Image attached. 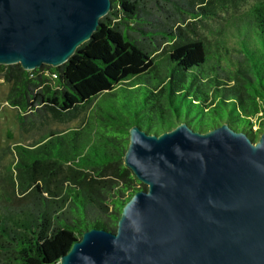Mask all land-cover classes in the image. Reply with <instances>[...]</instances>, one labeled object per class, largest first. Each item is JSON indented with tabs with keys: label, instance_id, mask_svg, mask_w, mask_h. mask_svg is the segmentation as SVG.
<instances>
[{
	"label": "trees",
	"instance_id": "trees-1",
	"mask_svg": "<svg viewBox=\"0 0 264 264\" xmlns=\"http://www.w3.org/2000/svg\"><path fill=\"white\" fill-rule=\"evenodd\" d=\"M110 1L91 41L59 68L0 65L23 133L90 106L78 127L11 148L0 264H59L85 230H116L122 207L146 189L123 163L134 125L161 134L227 123L256 141L263 130L264 0Z\"/></svg>",
	"mask_w": 264,
	"mask_h": 264
},
{
	"label": "water",
	"instance_id": "water-1",
	"mask_svg": "<svg viewBox=\"0 0 264 264\" xmlns=\"http://www.w3.org/2000/svg\"><path fill=\"white\" fill-rule=\"evenodd\" d=\"M110 0H0V65L59 68L91 41ZM124 166L146 189L116 230H85L59 264H264V125L128 130Z\"/></svg>",
	"mask_w": 264,
	"mask_h": 264
},
{
	"label": "rangeland",
	"instance_id": "rangeland-1",
	"mask_svg": "<svg viewBox=\"0 0 264 264\" xmlns=\"http://www.w3.org/2000/svg\"><path fill=\"white\" fill-rule=\"evenodd\" d=\"M254 0H247V3L242 8H248L254 3ZM8 92V84L0 79V181L4 176L8 165L12 162L11 148L16 144L27 145L35 140H38L42 135L49 131H60L63 129L76 128L84 122L86 114H88L90 106L86 107L78 118L69 123L53 122L49 117L43 118L42 124H36L27 133H23L19 129V124L16 120V110L9 107L5 102V97ZM137 126V125H134ZM240 127L243 125L240 123ZM257 130V127H253Z\"/></svg>",
	"mask_w": 264,
	"mask_h": 264
}]
</instances>
